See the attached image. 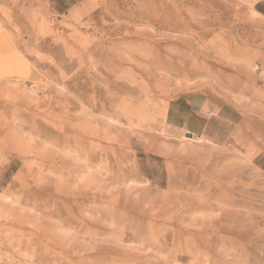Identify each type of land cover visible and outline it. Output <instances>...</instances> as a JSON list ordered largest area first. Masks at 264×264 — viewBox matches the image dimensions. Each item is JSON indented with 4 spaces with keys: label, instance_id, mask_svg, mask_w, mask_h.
I'll list each match as a JSON object with an SVG mask.
<instances>
[{
    "label": "rangeland",
    "instance_id": "1",
    "mask_svg": "<svg viewBox=\"0 0 264 264\" xmlns=\"http://www.w3.org/2000/svg\"><path fill=\"white\" fill-rule=\"evenodd\" d=\"M0 264H264V0H0Z\"/></svg>",
    "mask_w": 264,
    "mask_h": 264
},
{
    "label": "crops",
    "instance_id": "2",
    "mask_svg": "<svg viewBox=\"0 0 264 264\" xmlns=\"http://www.w3.org/2000/svg\"><path fill=\"white\" fill-rule=\"evenodd\" d=\"M193 114L195 113L192 109L188 110L187 108L182 107L181 103H179L178 101H172L169 104L166 119L175 128H186L187 124L184 122L182 123V121L186 119L185 116H192Z\"/></svg>",
    "mask_w": 264,
    "mask_h": 264
},
{
    "label": "water",
    "instance_id": "3",
    "mask_svg": "<svg viewBox=\"0 0 264 264\" xmlns=\"http://www.w3.org/2000/svg\"><path fill=\"white\" fill-rule=\"evenodd\" d=\"M191 135L190 134H187V137H190Z\"/></svg>",
    "mask_w": 264,
    "mask_h": 264
}]
</instances>
